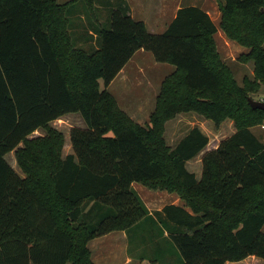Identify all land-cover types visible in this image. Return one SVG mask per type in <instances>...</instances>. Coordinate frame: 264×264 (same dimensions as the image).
Wrapping results in <instances>:
<instances>
[{"label": "trees", "instance_id": "1", "mask_svg": "<svg viewBox=\"0 0 264 264\" xmlns=\"http://www.w3.org/2000/svg\"><path fill=\"white\" fill-rule=\"evenodd\" d=\"M80 1L94 14L93 0H0V264H93L91 240L149 217L134 182L184 202L164 207L159 221L182 264L264 263V143L252 131L264 110L248 102L264 83V0H216L221 30L249 49L239 61L254 65L242 86L199 6L181 7L160 34L127 6L112 8L98 48L87 51L71 33ZM141 49L175 68L147 126L107 90ZM71 113L85 128L71 129L73 153L63 157L64 134L51 123ZM183 113L235 127L203 154L199 179L186 164L209 138L198 127L175 146L165 138ZM37 130L44 134L31 138ZM12 151L23 177L5 159Z\"/></svg>", "mask_w": 264, "mask_h": 264}, {"label": "crops", "instance_id": "2", "mask_svg": "<svg viewBox=\"0 0 264 264\" xmlns=\"http://www.w3.org/2000/svg\"><path fill=\"white\" fill-rule=\"evenodd\" d=\"M166 3L167 4L162 6L160 5V3L158 7H155L156 12L155 10H153V8L150 9L149 11H154V14L151 18L147 16L145 3L139 0H93L94 14L89 13L85 5H79L78 13H74L73 16H71V19L73 21L71 33L73 34L75 45L84 50L90 51L98 48L96 35L98 28H100V26L102 27L109 25L108 17L112 8L117 9L125 6L128 7L129 14L134 20L144 22L147 29L149 26V29H151L152 31L149 32L160 34L167 29V27L175 18L177 11L181 7L191 5H182L181 1L175 2V0H168V2ZM200 8L205 10L210 15V12L208 11V9L204 8V6H201ZM148 53L149 52L142 49L138 50L107 87V90L115 97L119 107L139 124H141L142 122L140 120V117L137 118L136 113L139 109L141 110L146 106V99L135 94V86H137L136 77H138V75L145 76V68L143 67V65L147 63V56L148 59H150ZM153 65L158 66V68H160V71H162L159 74V77L161 78L160 85L164 78L175 70L174 66L167 63L153 62ZM117 87L119 88L117 89ZM140 90L143 91L142 89ZM158 93L159 92H157V95L155 96V102ZM71 114L64 115L57 120H60L63 117H67ZM83 124L84 122L82 120V124L81 126H79V128H82ZM234 132L235 130L233 131V133ZM64 137L65 143L62 155L63 157H66L67 155L73 153V149L70 141V133L69 138H67L65 135ZM20 146H22V144ZM201 154L202 153L194 158H200V175L196 174V177L198 179L202 174L201 165L203 155ZM9 157H11V160L9 159ZM5 159L13 168V170L19 175L16 170L17 161L15 158V152L12 151L8 153L5 156ZM194 159L187 162V168L188 164H190ZM17 167L19 168L18 165ZM188 170L190 172H193L189 168ZM23 176L24 175H22V177ZM132 188L139 195V197L147 207L149 211V217L144 218L128 230L113 231L91 240L88 243V248L91 251V259L93 264H182V257L179 251L172 244L168 231H162L164 225L161 224V226L159 221L160 219H162L166 223V219L163 213H161L164 207L169 205L182 207L184 206V202L181 201V199L174 193L170 194L166 191H153L136 182L132 183ZM138 226H140V228L142 229L136 231L134 234L131 233L132 235H129V232H131V230H133L135 227L137 228ZM153 246L159 247L158 250L154 248L155 252L153 251V253L155 255L147 251L148 247ZM250 260H253V264H264L260 258H257L255 256H249L240 262H227L226 264H247L249 262L252 263V261Z\"/></svg>", "mask_w": 264, "mask_h": 264}, {"label": "rangeland", "instance_id": "3", "mask_svg": "<svg viewBox=\"0 0 264 264\" xmlns=\"http://www.w3.org/2000/svg\"><path fill=\"white\" fill-rule=\"evenodd\" d=\"M58 1L66 2L69 0H58ZM139 1L145 3L147 9V16H149V18L153 16L154 14L153 10H155V7H158L160 3H161L160 5L162 6L167 4L166 2H168V0H139ZM176 1H181L182 5L194 4L200 7L204 6V8L208 9L211 15L210 17L212 18L214 23L218 26V33H216L215 35L217 50L222 60L231 69L236 82L242 86L244 78L247 77L249 79H253L254 78L253 63L252 62L242 63L239 61V58L242 55L247 54L249 49L244 46H241L236 41L227 38L225 33L221 30L220 28L221 12L219 11V8L217 6V1L216 0H175V2ZM79 5L84 6V3L80 1ZM152 8L153 10L149 11ZM71 11L72 10H70V12ZM149 31H151V29H149ZM148 55L150 59H148L147 56V63L143 65V67L145 68V76L138 75V77H136L137 86H135L136 89L135 94L142 98L144 97L146 99L145 102L146 106L141 110L139 109L136 113L137 118L140 117V120L142 122L140 125L143 126H147L149 124L150 113L154 110L155 96L157 95V92H159L161 86L160 85L161 78L159 77V74L162 72L160 71V68H158V66L153 65V62L156 63V61L154 60L152 54L148 53ZM100 82H101V89H104L103 82L102 81ZM118 88L119 87H117V89ZM140 89H142L144 92L141 91ZM251 98L258 101H264V83H261L260 89L256 93H254ZM81 119L82 118L78 114H71L68 115L67 117H63L60 120H56L52 122L51 126L59 130L67 138H69V133L71 129L74 127L79 128V126H81L82 124ZM193 127H199L201 131L209 138V143L201 155H203L206 151H210L217 148L220 142L231 136L233 134V131L235 130L233 121L230 119L225 120L220 124L219 127H216L212 121L206 120L195 113H185L178 115L176 118L166 123L165 138L167 140V143L170 146H175L179 142V140L182 137H184ZM82 128H85L84 124ZM252 131L264 143V124L253 127ZM43 134H44L43 130H38L35 133H33L32 136L33 137L40 136ZM9 159L11 160V157H9ZM199 159L200 158L194 159L190 164H188V168L191 169L195 173V175L196 174L200 175ZM16 170L19 173V175L21 176L23 175L20 169L17 167V165H16ZM140 229H142L140 228V226H138L137 228L135 227L133 230H131V232H129V235L131 233L134 234L136 231ZM262 232L264 233V227L262 229ZM154 248L158 250L159 247L157 246L148 247L147 251L155 255L153 253V251L155 252ZM250 261H252V263L249 262L247 264H253V260Z\"/></svg>", "mask_w": 264, "mask_h": 264}, {"label": "water", "instance_id": "4", "mask_svg": "<svg viewBox=\"0 0 264 264\" xmlns=\"http://www.w3.org/2000/svg\"><path fill=\"white\" fill-rule=\"evenodd\" d=\"M248 102H249V105L253 109H261V110H264V101L254 100L251 97H249L248 98Z\"/></svg>", "mask_w": 264, "mask_h": 264}]
</instances>
